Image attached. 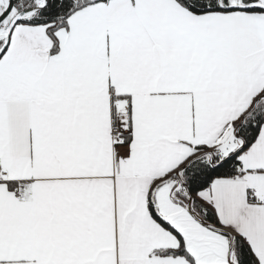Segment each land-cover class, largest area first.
Instances as JSON below:
<instances>
[{
	"label": "snow or ice",
	"instance_id": "6c2138e0",
	"mask_svg": "<svg viewBox=\"0 0 264 264\" xmlns=\"http://www.w3.org/2000/svg\"><path fill=\"white\" fill-rule=\"evenodd\" d=\"M0 264H264V0H0Z\"/></svg>",
	"mask_w": 264,
	"mask_h": 264
}]
</instances>
